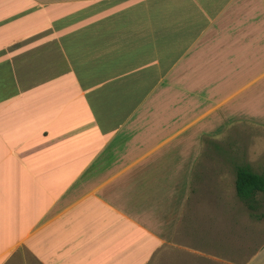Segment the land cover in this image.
Listing matches in <instances>:
<instances>
[{
  "label": "crops",
  "instance_id": "crops-1",
  "mask_svg": "<svg viewBox=\"0 0 264 264\" xmlns=\"http://www.w3.org/2000/svg\"><path fill=\"white\" fill-rule=\"evenodd\" d=\"M248 136L264 0H0V264H264V212L214 199L264 174Z\"/></svg>",
  "mask_w": 264,
  "mask_h": 264
},
{
  "label": "rangeland",
  "instance_id": "rangeland-1",
  "mask_svg": "<svg viewBox=\"0 0 264 264\" xmlns=\"http://www.w3.org/2000/svg\"><path fill=\"white\" fill-rule=\"evenodd\" d=\"M251 131V130H249ZM250 133V132H249ZM240 139L238 137H235L233 141H235V151L236 153L233 154V157L237 159H249L252 167L255 169L256 166V159H255V154L252 153H247L246 151L248 148L252 149V146H257V147H264V138H257L256 140L247 137L242 139L243 141V147H242V152L240 151ZM251 145V146H248ZM236 159V160H237ZM255 161V162H254ZM232 166V165H231ZM225 167L223 169L219 168L216 169V191L217 193H225L226 197H214L215 199V204L217 210H224V203L228 206V209H232L235 211L241 212L247 211V215H250L252 213H257V212H264V194L257 192L256 197L259 199V203L256 204L253 210H250L244 202H240V199L238 196L235 194L234 191V185H233V179H234V169L232 167ZM201 198H207V197H201ZM226 201V202H225ZM207 207V201L205 202V208ZM251 212V213H250ZM252 218V217H251ZM250 218V219H251ZM234 220V219H233ZM223 247H226L225 250L228 248V244L224 242L223 240ZM245 249H240L235 250L232 249L228 254L224 255L223 251L221 250H216V254L220 259H216L214 264H228V261H236V262H241L247 258V256L251 253L252 249L248 248L247 250Z\"/></svg>",
  "mask_w": 264,
  "mask_h": 264
},
{
  "label": "trees",
  "instance_id": "trees-1",
  "mask_svg": "<svg viewBox=\"0 0 264 264\" xmlns=\"http://www.w3.org/2000/svg\"><path fill=\"white\" fill-rule=\"evenodd\" d=\"M233 185L235 194L250 206L257 192L264 194V174L238 164L234 167Z\"/></svg>",
  "mask_w": 264,
  "mask_h": 264
}]
</instances>
